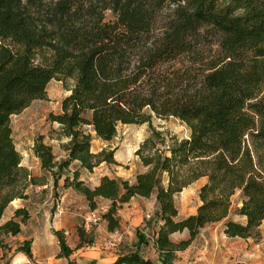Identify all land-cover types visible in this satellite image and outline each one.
Segmentation results:
<instances>
[{"label": "trees", "instance_id": "obj_1", "mask_svg": "<svg viewBox=\"0 0 264 264\" xmlns=\"http://www.w3.org/2000/svg\"><path fill=\"white\" fill-rule=\"evenodd\" d=\"M51 78L69 80L59 111L49 114L65 153L55 160L40 135L31 147L53 182L72 161L87 170L114 162L112 149L90 150L91 132L109 140L118 124L149 123L152 114L172 116L186 129L180 135L150 125L134 149L142 168L133 181L103 174L88 186L77 169L71 180L63 178L90 209L97 198L109 200L101 212L107 230L118 225L122 202L153 194L155 222L144 224L161 258L183 249L204 224L223 219L239 190L235 212L243 221L225 219L222 231L258 235L264 218V0H0V216L34 179L20 164L9 117L44 97ZM199 177L195 210L176 218L174 194ZM26 217L25 208H15L0 222V234L17 233ZM183 229L185 238L170 237ZM52 233L56 256L67 258L72 247L63 230ZM76 233V246L92 241L81 226ZM137 243L109 264H164L143 256ZM29 245L28 239L17 245L28 258Z\"/></svg>", "mask_w": 264, "mask_h": 264}, {"label": "rangeland", "instance_id": "obj_2", "mask_svg": "<svg viewBox=\"0 0 264 264\" xmlns=\"http://www.w3.org/2000/svg\"><path fill=\"white\" fill-rule=\"evenodd\" d=\"M105 17L109 18L110 13L106 12ZM68 81L55 78L48 80L44 97L31 99L19 112L10 115V134L13 145L20 154V164L25 166L34 178L26 187L31 186L32 194L41 192L42 197L46 198V204L42 208L47 210L49 217H55L52 219H59L61 225L73 226L75 231L77 226H81L87 232L86 238H91L92 241L81 244L82 247L75 253L71 252L67 258L61 256L64 259L54 255L49 261H37L30 255L29 258L21 261L16 253L17 251L23 253L17 249V245L23 239L17 240L3 234L0 236L3 249L0 264L22 262L68 264V261H71L69 264H109L115 260L119 252L134 248L139 234H143L144 238L137 243L141 254L156 262L162 261L164 264H264V218L258 226L256 237H229L222 231L225 219L243 221V217L235 212L241 199L239 190H235L231 195L230 207L223 219L204 224L183 249L174 250L161 258L151 243L150 227L145 228V224H142L143 219L145 222L147 218L151 220V224L155 222L156 204L153 194L147 197L132 196L122 202L117 208L119 223L114 230L109 231L106 229V221L101 217V212L109 205L108 199L97 198L96 206L90 209L83 195L70 185H66L63 190L60 187L54 190L53 186H64V177H67L68 181L71 180L73 169H77L79 179L88 186L97 183L103 174L133 181L135 172L142 168L138 157L134 154V149L148 133L150 125L180 135L186 132L184 125L178 119L154 114L151 115L149 123L118 124L115 134L109 140H101L91 132L90 150L112 149L114 162L101 161L91 170H87L80 167L77 161H72L60 171V175L53 182L50 173L48 171L42 173L38 167V158L32 152L31 146L33 139L40 135L42 140L51 146L55 160L64 156L65 151L60 145L64 138H56V123L49 119V114L59 111L60 99L68 92L65 88ZM203 180L204 177H199L174 194L176 218L195 210L199 202L196 194L197 186ZM186 236L185 229L170 233L173 240ZM53 238L54 236L49 235V249ZM42 240L44 235L40 237V241Z\"/></svg>", "mask_w": 264, "mask_h": 264}, {"label": "crops", "instance_id": "obj_3", "mask_svg": "<svg viewBox=\"0 0 264 264\" xmlns=\"http://www.w3.org/2000/svg\"><path fill=\"white\" fill-rule=\"evenodd\" d=\"M41 171L42 173L46 172L45 170L42 169ZM53 187L54 190H56L58 187H60L62 190L65 188L64 186H53ZM30 188L31 186L26 187L25 189L26 195L24 197H15L11 199L4 207L2 214L0 216V222L11 217L13 214V210L17 207H23L27 211V217L23 221H19V227H20L19 231L15 234H9V233L6 234L10 235L11 237L17 240L28 239L30 241L29 246H30V252L32 258H34L37 261H41V260L49 261L54 255L56 257V253L58 251L56 237L52 233V229H61L64 232L66 243L70 247H72V253H75L76 250L82 247V245L76 246L78 238L75 231V227L61 225L59 219L54 220L52 218L55 217H49L47 210L42 208L43 205L46 204V200H45L46 198L42 197L41 192H35V194H32ZM44 192L46 193V190H44ZM144 223L145 222L143 219L142 224ZM3 234L5 233H1L0 236H2ZM41 235H44V240L42 241H40ZM49 235L54 236L50 249L48 246ZM229 237H237V236H229ZM2 251L3 249L0 241V255L2 254ZM16 254L17 256L19 255L18 259H20L21 261L27 259L26 255L21 252L17 251ZM57 258H62V257H57Z\"/></svg>", "mask_w": 264, "mask_h": 264}, {"label": "built area", "instance_id": "obj_4", "mask_svg": "<svg viewBox=\"0 0 264 264\" xmlns=\"http://www.w3.org/2000/svg\"><path fill=\"white\" fill-rule=\"evenodd\" d=\"M98 217V216H97Z\"/></svg>", "mask_w": 264, "mask_h": 264}]
</instances>
